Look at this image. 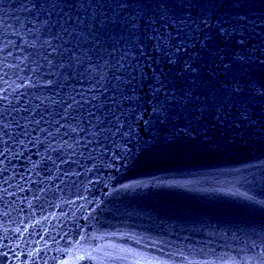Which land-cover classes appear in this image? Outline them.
<instances>
[{"label":"water","instance_id":"water-1","mask_svg":"<svg viewBox=\"0 0 264 264\" xmlns=\"http://www.w3.org/2000/svg\"><path fill=\"white\" fill-rule=\"evenodd\" d=\"M0 264H264V0H0Z\"/></svg>","mask_w":264,"mask_h":264}]
</instances>
